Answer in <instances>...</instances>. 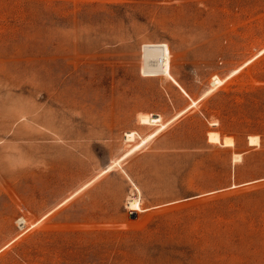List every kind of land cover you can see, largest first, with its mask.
I'll return each mask as SVG.
<instances>
[{
    "label": "rangeland",
    "instance_id": "rangeland-1",
    "mask_svg": "<svg viewBox=\"0 0 264 264\" xmlns=\"http://www.w3.org/2000/svg\"><path fill=\"white\" fill-rule=\"evenodd\" d=\"M0 264H264V0H0Z\"/></svg>",
    "mask_w": 264,
    "mask_h": 264
},
{
    "label": "bare ground",
    "instance_id": "bare-ground-1",
    "mask_svg": "<svg viewBox=\"0 0 264 264\" xmlns=\"http://www.w3.org/2000/svg\"><path fill=\"white\" fill-rule=\"evenodd\" d=\"M147 116H144L141 118L142 124L157 125L161 122L160 117L158 115L148 116V117ZM162 128H164V126H162ZM125 137L127 138L128 141H134L135 140L134 133H127ZM208 138H209V142H212V143L223 144L224 146H229V147L234 146L233 141L231 139H224V141H222L220 136L215 132H210L208 134ZM145 142L146 141H144L143 143H145ZM256 145H259V139L257 137L250 136L249 137V146H256ZM127 208L129 209L130 212L137 213V211L140 209L139 208V201L136 199L129 200V202L127 204Z\"/></svg>",
    "mask_w": 264,
    "mask_h": 264
}]
</instances>
